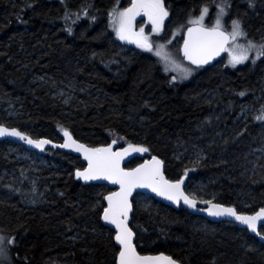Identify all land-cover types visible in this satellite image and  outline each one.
I'll use <instances>...</instances> for the list:
<instances>
[{
  "label": "trees",
  "instance_id": "1",
  "mask_svg": "<svg viewBox=\"0 0 264 264\" xmlns=\"http://www.w3.org/2000/svg\"><path fill=\"white\" fill-rule=\"evenodd\" d=\"M163 1L175 48L202 7L218 13L217 5L240 21L246 41L264 44V0ZM129 3L0 0V124L36 139L59 142L67 129L89 146H143L144 157L163 160L167 178L187 177L190 195L242 213L264 207V121L255 119L264 109V57L252 51L237 66L218 62L173 80L153 53L115 38L109 12ZM27 152L0 140V235L15 241L4 264H116L114 231L101 223L109 189L77 181L83 163L62 150H47L49 164L28 174L31 166L14 155ZM132 204L140 254L163 252L181 264H264V244L234 223L149 196L135 195Z\"/></svg>",
  "mask_w": 264,
  "mask_h": 264
},
{
  "label": "snow or ice",
  "instance_id": "2",
  "mask_svg": "<svg viewBox=\"0 0 264 264\" xmlns=\"http://www.w3.org/2000/svg\"><path fill=\"white\" fill-rule=\"evenodd\" d=\"M250 6H254L253 0H249ZM219 14L215 25L211 28L204 26V17L207 14V8L202 9L201 15L189 21L193 27L188 28V38L185 39L183 55L193 65L200 66L206 64L213 56L218 55L225 50V46L231 42L229 49V63L235 66L249 59V53L255 51V58L264 57V44L256 45L249 40L247 45L237 43L238 38H246V33L241 27L239 20L232 21V30L227 32L222 27V17L225 13L226 5H217ZM140 12H144L152 23L153 32H159L163 26L164 18L168 12L164 7L162 0H132L129 7L123 10H113L109 12V17L115 28L116 35L120 40H129L137 44L138 47L148 51L153 50L149 36L144 34V29L139 32L133 30V21ZM95 19V17H92ZM71 31V29H69ZM164 46L156 47V55L160 56L165 62V70L168 66L180 68L184 74L192 71L190 68L183 67L163 51ZM176 77H173L175 80ZM244 95L243 92L240 93ZM257 120L264 121V109L255 117ZM65 142L60 145L62 148L75 147L77 151L84 154L88 161V167L83 171L77 170L76 175L84 180H93L104 178L119 184V191L110 192L104 197L108 206L103 209L102 219L115 225V241L119 246L116 254V264H178L170 256L163 253L152 255H140L133 243L134 233L129 227V212L132 205L129 196L132 190L137 187L150 188L157 195L163 196L168 200L179 203L183 200L184 204L190 208L196 207V198L186 194L182 188L184 177L179 180L171 181L164 178L161 171L162 161L153 156L151 161H145L135 169L125 170L120 167V160L132 152H148L149 149L139 145L129 144L128 147L120 149L118 152L111 151V145L99 148H87L83 144L77 143L72 139L67 129L63 130ZM14 136L26 141L36 148L43 149L46 144H51V140H34L26 133L16 128H9L0 124V136ZM116 141L114 140L113 143ZM187 173V169L185 170ZM209 207L204 209L212 216H231L241 224L246 225L248 229L261 235L258 227H264V207L260 208L254 214H245L238 212L234 207H225L222 204L214 203L211 200L204 201ZM264 238V237H262ZM14 238H7L0 235V264L7 260L8 249L6 245L14 244Z\"/></svg>",
  "mask_w": 264,
  "mask_h": 264
},
{
  "label": "water",
  "instance_id": "3",
  "mask_svg": "<svg viewBox=\"0 0 264 264\" xmlns=\"http://www.w3.org/2000/svg\"><path fill=\"white\" fill-rule=\"evenodd\" d=\"M189 27H193V25H190V26H188L185 29L184 35H183V40H182V43L180 45V52H181V56L183 57L184 61L188 62L189 64H191L194 67H209V66L213 65L214 63H216L218 60H220L224 56L225 50L224 51H221L218 55L213 56V58L211 60H209L206 64H203V65H200V66L193 65L189 60L185 59L184 58V55H183V48H184L185 39L188 38V28ZM226 47H227V45L225 46V49H226ZM9 128H12V127H9ZM71 137L77 143L83 144L87 148H99V147H107L108 145H111V151H113V152H118L120 149L126 148L129 145V144H127V145H123V146H118V143L117 142L113 143V141H114L113 140V141H111L110 143H108L106 145H101V146H88L87 144H85V143H83V142L75 139L72 135H71ZM32 139H34V140H40V139L51 140V139H48V138H39V139L32 138ZM0 140H7V141H10V142L18 143V144L24 146L25 148H27L28 150H35L37 152H43V151H45L47 149H59V150H63L65 152H67L69 154H72L74 156H77V157H79L81 159V161L84 163V167L82 169H78V170L83 171L85 168L88 167V161H87V159H85V156H84V154L82 152L77 151L75 149V147H72V148H62V147H60V145L65 142L64 132H62V134H61V141L60 142H55V141H52L51 140L52 143L51 144H46L43 149L36 148L34 145H30L26 141L21 140L18 137H14V136H7V135L6 136H0ZM142 156H143V152H132V151H130L128 155L124 156L123 159L120 160V167L123 168V169H125V170L135 169L138 165L143 164L146 160L147 161H151L152 157L155 156V155L150 156L149 158H145L143 161H141L139 164H137L136 166H134L132 168H125L124 167L125 164L127 162H129L130 160H132L133 158H141ZM157 158L160 159L159 157H157ZM161 171H162V173L164 175V178L167 179V180H170V179H168L166 177V175L164 173V162L162 163ZM76 172H77V170L74 171V177H75V179L77 181L81 182L82 184L91 183V184L105 185V186H107V187H109V188L112 189V191H110V192L119 191V188H120L119 184L113 183L110 180H107V179H104V178L101 177V178H98V179H93V180H87L86 181V180H84V179H82L80 177H77ZM183 177H184V180H183L182 188L184 190V186L186 184V177L185 176H183ZM171 181H175V180H171ZM110 192H108V193H110ZM184 192H185V190H184ZM108 193L105 194V196L108 195ZM137 193H141V194H145V195L151 196L154 200L159 201V202H162L163 204L168 205V206L172 207L175 210H178L180 207H182L183 209L187 210L190 214L203 216L204 218H206L210 222H222V221H225V222L235 223L237 225V227L242 228V229H246L251 235L255 236L259 240L260 243L264 244V238H262V237H264L263 234L257 235L255 232H252L250 229H248L246 225H243L239 221H236L234 217H231V216H212V215H209V213L204 210V209H206V208L209 207L208 204L204 203V201H207V200H203V199L196 198V201H197L196 207L195 208H190L188 205L184 204L183 200H181L179 203H176V202H173L171 200L166 199L163 196L157 195V193L153 192L150 188H147V187H137V188H134L132 190V194L129 196V201H130L131 205H132V199H133L134 195L137 194ZM214 203H216V202H214ZM217 204H219V203H217ZM107 206H108V202L104 199V208L107 207ZM224 206L225 207H232V206H226V205H224ZM132 212H133V205H132L131 211L129 212V227H130V221H131ZM254 213H245V214L251 215V214H254ZM102 216H103V211H102V214H101V223H102L103 226H105V227L113 230L114 231V237H115V225H112L109 222L104 221L102 219ZM259 229H260V227H258V231H259ZM133 233H134V231H133ZM135 239H136V236H135V233H134V237H133V243L134 244H135ZM114 243H115L116 247L119 250V246H118L117 242L115 241V239H114ZM135 246H136V244H135ZM136 250H137V248H136ZM137 252H138V250H137ZM161 253H163V252L154 253V254H140V253L139 254L140 255L157 256V255H159ZM163 254L165 256H169V255H167L165 253H163ZM178 264H181V263L178 262Z\"/></svg>",
  "mask_w": 264,
  "mask_h": 264
},
{
  "label": "rangeland",
  "instance_id": "4",
  "mask_svg": "<svg viewBox=\"0 0 264 264\" xmlns=\"http://www.w3.org/2000/svg\"><path fill=\"white\" fill-rule=\"evenodd\" d=\"M222 3H224V1L222 0L221 1ZM132 3V1H131ZM130 3V5H131ZM130 5L128 6H124V7H119V6H116L113 10H123L127 7H129ZM142 15H144L145 19H138L137 17H135L134 21H133V30L136 31V32H139L141 28L144 29V34L149 36V39L151 41V43L153 44V50L152 51H148L146 49H143V48H140L137 46L136 43L134 42H131L129 40H120L117 35H116V31H115V28L112 24V21L110 19V27L115 35V38L120 41L121 43H123L124 45H127V46H133L141 51H145V52H151L153 53L154 55H156V47L158 45H163L164 48H163V51L165 53H167L171 58L172 60H175L177 64L179 65H182L183 67H186V68H190L186 65H184V63H182V59L180 58L179 54H178V51L176 50L175 52H173L172 50L169 51L168 49V44L167 43H160V42H156V39L153 38L155 34H159L161 33V30L163 28H161V30L159 32H153V29H152V23L151 21L149 20L148 16L144 14V12L142 13ZM167 18V16L164 18V21L165 19ZM214 21V20H213ZM212 21V23H213ZM232 21L233 20H228L224 26L229 30V32H231L232 30ZM216 22V21H215ZM221 23H222V20H221ZM163 25H164V22H163ZM223 26V23H222V27ZM242 27V26H241ZM243 31L246 33V30H244V28L242 27ZM249 40H245V38H238L237 40V43L240 44V45H247V42ZM253 41V39L251 40ZM172 43V41H171ZM232 47L231 45V42L229 43L228 45V48H227V52H226V55L224 56V58L220 61L221 63V67L223 68V66H231V67H234L232 64L229 63V59H230V55H229V49ZM158 59L161 61L162 65L164 66L165 68V62L163 61V59L160 57V56H157ZM244 62V61H243ZM242 62V63H243ZM241 64V63H239ZM238 64H236L235 66H237ZM192 69V68H190ZM166 71V70H165ZM167 72H170L172 73V77H176L177 80H182V81H186L187 79H189L191 77V75L193 74V69L190 73L188 74H184L183 71L180 69V68H176L174 66H171L169 65L168 66V69H167ZM68 100V99H67ZM247 110V108L245 107L243 110H242V114H244V112ZM16 156V158L18 159H21L22 161H26L28 163L29 166H31L30 169H28V174H34V173H37L38 172V168L41 167V166H46L49 164V160H47L46 157H44L43 155H39V154H36V153H32V152H27V153H24V154H14ZM8 259V257H7Z\"/></svg>",
  "mask_w": 264,
  "mask_h": 264
},
{
  "label": "flooded vegetation",
  "instance_id": "5",
  "mask_svg": "<svg viewBox=\"0 0 264 264\" xmlns=\"http://www.w3.org/2000/svg\"><path fill=\"white\" fill-rule=\"evenodd\" d=\"M163 4H164L165 9H166L167 12H168V16H167V18H166L165 21H164V39H165V37H170V36L168 35V33H166V31H165L166 23H167L168 20H169V11H168V8H167V6L165 5L164 2H163ZM204 8H207L208 11H207V14H206L205 17H204V22H203V23L207 24V23H210V22L213 20L215 14H216V11H215V12H212L213 9H211V6H208V7H207V6H204V7H202V9H204ZM202 9L200 10V12H199V14L196 16V18L199 17V16L201 15V11H202ZM142 13H143V12H140V14L137 15L136 17H137L138 19H145L144 15H142ZM228 19H231L230 16H229V14H228ZM165 33H166V36H165Z\"/></svg>",
  "mask_w": 264,
  "mask_h": 264
}]
</instances>
